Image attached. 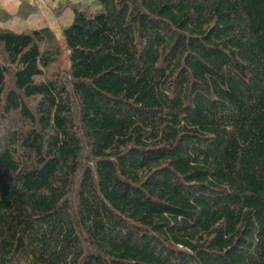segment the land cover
Segmentation results:
<instances>
[{
  "label": "trees",
  "instance_id": "obj_1",
  "mask_svg": "<svg viewBox=\"0 0 264 264\" xmlns=\"http://www.w3.org/2000/svg\"><path fill=\"white\" fill-rule=\"evenodd\" d=\"M68 1L64 84L0 22V264H264V0Z\"/></svg>",
  "mask_w": 264,
  "mask_h": 264
},
{
  "label": "rangeland",
  "instance_id": "obj_2",
  "mask_svg": "<svg viewBox=\"0 0 264 264\" xmlns=\"http://www.w3.org/2000/svg\"><path fill=\"white\" fill-rule=\"evenodd\" d=\"M60 1H64L61 3ZM73 2L77 0H72ZM85 1V0H80ZM87 2V1H85ZM0 5L5 8V11L10 13V18L0 19L1 25L5 28L21 32L28 31L41 26H51L53 32L51 38L42 37L41 43L44 45V50L52 52L54 59L48 63L46 68H43L38 80H60L63 84L69 81L67 52L63 44L60 28L67 24L71 19V3L68 0H0ZM17 5L19 10H16ZM88 3L82 5V9L86 8ZM80 7V8H81ZM17 12H14V11ZM16 13V14H12ZM67 51V49H66ZM7 67L11 71L13 66L6 62ZM8 77L7 87L10 86ZM26 104L33 113L36 111V101L33 99H25ZM6 120V121H5ZM10 117L4 113V106L0 107V123L6 125Z\"/></svg>",
  "mask_w": 264,
  "mask_h": 264
}]
</instances>
